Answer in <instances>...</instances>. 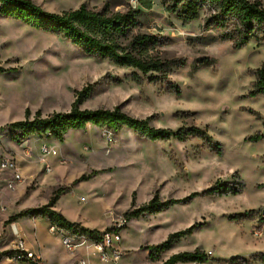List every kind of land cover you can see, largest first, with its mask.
<instances>
[{
    "label": "rangeland",
    "instance_id": "1",
    "mask_svg": "<svg viewBox=\"0 0 264 264\" xmlns=\"http://www.w3.org/2000/svg\"><path fill=\"white\" fill-rule=\"evenodd\" d=\"M32 1L51 12L82 4L110 11L139 6L131 0ZM208 13L204 8L197 20L183 22L165 10L162 0H153L150 15L143 19L144 30L164 36L160 47L163 56L186 60L170 76L180 87L179 93L169 91L164 84L150 83L147 77L139 84L127 76L133 71L130 68L85 54L59 34L0 15L3 144L32 140L30 145L38 152L35 160H39L43 144L58 153L46 157L54 169L51 175L44 170L46 164L38 162L35 172L49 174L46 182L40 180L35 185L36 181L29 180L27 196L38 189L39 202L23 208L27 197L16 198L17 189L10 191L0 184V249L3 254L13 249L16 236L11 224L16 222L25 241L41 256L40 262L2 258L1 264H57L71 254L59 236L50 232L52 221L30 215L13 218L27 208L43 205L41 197L51 198L55 189L65 186L71 189L60 196L58 206L71 220L99 231L122 225L120 248L124 256L120 264H162L174 253L197 248L208 255L203 264H264V95L250 94L255 80L251 70L264 62V43L252 39L244 47L234 48L232 42L220 39L217 26L203 29ZM205 58L213 62L201 63ZM89 84L94 85L82 96V108L121 106L131 116L151 117L153 126L175 131L183 125L197 126L219 145L211 146L194 136L186 141H152L130 128L113 133L92 124L69 130L63 140L49 133L20 138V130L5 127L23 120L27 108L32 117L37 110L43 115L69 111L78 91ZM256 136L259 138L251 139ZM94 170L97 173L91 174ZM83 175L87 179H81ZM217 181L243 183L245 187L238 194L195 196L157 214L125 217L128 210L149 202L156 194L162 199L183 198L203 193ZM194 224V232L170 249L152 256L146 249ZM86 247L80 246L78 251L95 264H106L93 246ZM255 255L259 256L253 258Z\"/></svg>",
    "mask_w": 264,
    "mask_h": 264
},
{
    "label": "trees",
    "instance_id": "2",
    "mask_svg": "<svg viewBox=\"0 0 264 264\" xmlns=\"http://www.w3.org/2000/svg\"><path fill=\"white\" fill-rule=\"evenodd\" d=\"M139 6H128L123 11H110L108 8L98 10L82 4L75 9L62 12H51L44 9L32 0H0V15L18 19L24 23L45 31L53 32L69 39L85 54L108 59L120 67L133 70L127 76L139 84L145 82V77L150 83L164 84L169 91L180 92V87L171 80V74L186 64L184 58L165 57L160 47L164 43V36L144 30L143 19L150 15L153 9V0H138ZM167 12L175 14L183 22H192L200 17V11L207 8L209 13L204 20L203 29L212 26L221 29L220 39L230 41L234 48H242L252 39L258 44L264 43V3L262 0H162ZM205 58L201 63L209 64L212 61ZM255 77L251 95H264V62L256 69L251 70ZM118 83L121 82L117 79ZM94 84H89L78 91L69 111H54L43 115L37 110L32 117L30 108L25 111V118L6 124L13 130H20L22 137H41L49 133L58 140H63L69 130L84 129L89 124L105 127L113 133H119L123 128H130L147 137L149 140H169L177 138L186 141L190 137H199L213 143L204 129L197 126L183 125L178 130L171 128L155 127L151 117L137 118L125 112L121 106L114 108H82V96L92 90ZM2 127H0L1 130ZM253 137L251 139H258ZM220 153V147H217ZM92 171L91 174H96ZM83 175L81 179H87ZM245 184H232L217 181L214 186L203 193H192L183 198L162 199L156 194L149 202L128 210L127 219L139 218L145 214H157L163 209L178 203H185L195 196H213L225 194H238L243 191ZM71 186L55 189L54 195L47 204L30 207L13 217L17 219L24 216H40L57 223L61 227L79 231L93 237L100 232L89 229L80 222L67 219L54 205L61 195L68 193ZM194 224L184 230L170 233L169 236L158 244L148 245L150 255L162 253L170 249L173 244L191 235L196 229ZM110 229V228H109ZM259 255L253 256V258ZM264 261V255L262 254ZM208 260V255L201 249L194 251H181L172 254L162 264H176L179 262H193L203 264Z\"/></svg>",
    "mask_w": 264,
    "mask_h": 264
},
{
    "label": "built area",
    "instance_id": "3",
    "mask_svg": "<svg viewBox=\"0 0 264 264\" xmlns=\"http://www.w3.org/2000/svg\"><path fill=\"white\" fill-rule=\"evenodd\" d=\"M131 2L136 4L138 3V0H131ZM2 136V131L0 130V184L4 183L8 190L15 191L23 182L24 178L16 158L4 146ZM40 150V161L46 164L44 170L46 173H51L53 168L47 163L46 157L48 155L56 156L58 153L54 147H50L46 144H43ZM61 162L65 163V160L62 158ZM34 180L35 177L31 182H34ZM50 224V232L54 235H59L63 245L71 252H76L80 246L88 243L91 244L94 250L99 254L102 262L106 264H120V260L124 256V251L120 248L122 225L118 224L114 227H108L107 229L96 233L93 237H90L89 235V237H86V233L82 234V232L79 231L65 229L54 222ZM11 232L16 236L14 247L5 254H3L4 251L0 249V264L3 261H1L2 258L9 262H40L41 256L28 246L21 234L22 230L16 222L11 224ZM82 240L83 242L79 243ZM75 264H87V262L85 259L80 258L77 259Z\"/></svg>",
    "mask_w": 264,
    "mask_h": 264
},
{
    "label": "crops",
    "instance_id": "4",
    "mask_svg": "<svg viewBox=\"0 0 264 264\" xmlns=\"http://www.w3.org/2000/svg\"><path fill=\"white\" fill-rule=\"evenodd\" d=\"M32 140H27V141H25V142H22V143H18V142H14V143H11V145H9V146H5L6 147V149L16 158V160H17V163L19 164V166H20V169H21V173L22 174H24L27 178H28V180H23V182L18 186V188H17V194H16V198H17V196L18 197H24V196H26L27 198H26V201L21 205L23 208H25V206H27V205H29L30 203H32V202H39L38 200V198H39V190L38 189H33L32 191H31V194L29 195V197L27 196L28 195V193H27V187L28 186H30L31 185V181H32V179L35 177V180H34V182L36 181L37 183H35V185L37 184L38 185V183L40 182V180L42 181V182H46L45 180H47L46 178H47V176L50 174H52V172L54 171V169H53V171L51 172V173H49V174H47V175H43V172H41V173H39V174H36V170H37V167H38V165H39V163L38 162H40V163H42L41 161H40V157H39V160H35L36 158H35V156L37 155V151H35V150H33L32 149V147H31V145H30V142H31ZM25 144H29V147L28 146H26ZM28 151H30V152H28ZM39 155V154H38ZM41 156V155H40ZM39 168V167H38ZM31 179V183L29 184V180ZM39 179V180H38ZM38 180V181H37ZM33 182V183H34ZM49 200H50V197L49 196H47V197H41V201L40 202H42L41 204H47L48 202H49ZM58 201H59V199L56 201V203H55V205H54V209H56V210H58V211H60V212H62L63 214H64V216L67 218V219H69L70 221H73V222H76V221H74V220H71L69 217H67V215H65V213H64V211H63V209H60L59 208V206H58ZM21 207V208H22ZM48 222H49V220L48 219H46ZM55 236H59V235H55ZM59 239L61 240V237L59 236ZM62 241V240H61ZM28 244V243H27ZM84 245H86L87 247H86V249H88L89 247H91L92 245L91 244H84ZM28 246L32 249V250H34L35 252H38L36 249H34L31 245H29L28 244ZM83 246V245H82ZM41 247V246H40ZM92 248V247H91ZM93 249V251H94V248H92ZM89 250V249H88ZM95 252V251H94ZM90 253V252H89ZM96 253V252H95ZM89 255H91V254H89ZM87 256H85L84 255V253H82V252H79L78 250H77V252L75 253V252H71V254L70 255H68V257H66L65 259H63V260H60V261H58L57 262V264H75V262L77 261V259H80V258H83V259H85V261L87 262V264H95V263H93L92 261H89L87 258H86ZM42 258H43V256H42ZM104 263V262H103ZM179 264H193V262H188V263H185V262H179Z\"/></svg>",
    "mask_w": 264,
    "mask_h": 264
},
{
    "label": "bare ground",
    "instance_id": "5",
    "mask_svg": "<svg viewBox=\"0 0 264 264\" xmlns=\"http://www.w3.org/2000/svg\"><path fill=\"white\" fill-rule=\"evenodd\" d=\"M83 242V240L82 241H80L79 243H82Z\"/></svg>",
    "mask_w": 264,
    "mask_h": 264
}]
</instances>
